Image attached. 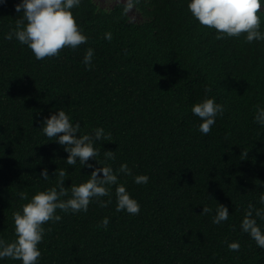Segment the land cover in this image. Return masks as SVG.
<instances>
[{
	"label": "trees",
	"instance_id": "16d2710c",
	"mask_svg": "<svg viewBox=\"0 0 264 264\" xmlns=\"http://www.w3.org/2000/svg\"><path fill=\"white\" fill-rule=\"evenodd\" d=\"M17 3L0 4V238L16 240L13 213L54 186L58 169L69 188L61 199L90 179L94 168L68 165L64 146L41 131L44 119L64 108L82 134L97 127L110 133L95 145L100 164L89 163L110 166L140 212L116 211V185L100 198L111 199L107 207L97 201L87 212L57 209L62 219L44 225L39 264H264V249L241 228L250 204L264 208V127L254 121L264 108V41L247 43L245 34L217 40L216 30L188 11V0H132L141 21L124 11L128 4L82 0L73 12L87 43L37 60L15 36L5 38L22 16ZM258 14L264 31V5ZM88 48L92 70L83 63ZM206 96L224 113L203 135L191 108ZM125 163L131 175L118 172ZM45 168L48 180L40 177ZM137 175L148 183L136 184ZM220 204L230 215L218 225ZM105 217L107 229L100 227ZM231 242L239 251L229 250Z\"/></svg>",
	"mask_w": 264,
	"mask_h": 264
},
{
	"label": "clouds",
	"instance_id": "9594fccd",
	"mask_svg": "<svg viewBox=\"0 0 264 264\" xmlns=\"http://www.w3.org/2000/svg\"><path fill=\"white\" fill-rule=\"evenodd\" d=\"M132 2V0H131ZM126 5L124 11L132 8V3ZM6 0H0V4ZM82 0H20L15 10L22 12V16L16 20L15 29L6 34L5 38L13 39V36L22 45H26L37 60L46 57L59 56L63 48L77 49L79 45L87 43L88 37L83 28L77 22V15L73 9L79 8ZM126 4V3H124ZM264 5V0H188V11L202 25L216 30V39L226 37H240L245 34V41H264V31H261V16L258 14ZM105 39L111 41L112 34L107 32ZM94 49L88 48L83 58L84 65L92 70ZM192 113L199 117L201 123L198 130L207 135L216 123L217 117L224 113V106L216 102L215 97H205L202 102L196 103L191 108ZM254 121L264 127V108L257 107ZM42 133L50 141H56L68 153L66 163L75 165L77 161L88 168H94L90 179L79 185L65 187L66 171L58 169L53 176H58L56 184L43 191L36 192L30 201L22 205V210L13 213L16 240L7 243L0 238V260L10 258L19 260L21 264H39L42 255L39 245L43 242L46 229L44 225L49 222H59L62 217L57 214V209L73 214L87 212L89 204L99 202L102 207H107V202L100 200L101 197L110 196V186L116 185V211H126L132 215L140 212L139 202L126 190L124 184L118 183V175L110 166L95 168L89 163L90 158L95 160L99 156V150L95 147L97 141H106L110 133H106L103 127H97L90 133H81L80 123L72 122V116L66 113L64 108L54 111L50 117L42 122ZM79 133V135H77ZM61 134V135H58ZM245 154V153H244ZM247 155V153L245 154ZM106 159H114L113 151H105ZM98 161V160H97ZM99 162V161H98ZM100 164V162H99ZM119 173L131 175L128 165L122 164ZM102 173V175H101ZM40 177L48 180L50 175L45 168ZM149 181L147 175H137L134 178L136 184H146ZM20 199L28 200V195L19 193ZM260 204L264 205V195L260 196ZM210 208L204 206L203 214L207 215ZM255 217L264 220V208L253 209L249 205L241 228L256 241L257 247L264 249V229L257 223ZM229 209L220 204L216 209L213 223L221 224L229 219ZM110 220L103 218L100 227L107 229ZM230 251H239V242L228 243Z\"/></svg>",
	"mask_w": 264,
	"mask_h": 264
},
{
	"label": "rangeland",
	"instance_id": "374dc122",
	"mask_svg": "<svg viewBox=\"0 0 264 264\" xmlns=\"http://www.w3.org/2000/svg\"><path fill=\"white\" fill-rule=\"evenodd\" d=\"M101 6L112 7L117 3H126L129 4L131 0H97ZM130 16L133 21H141L142 15L136 11V5H133L130 9Z\"/></svg>",
	"mask_w": 264,
	"mask_h": 264
}]
</instances>
